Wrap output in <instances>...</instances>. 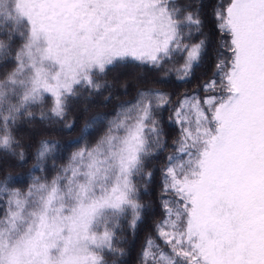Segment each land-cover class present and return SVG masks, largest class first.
<instances>
[{
  "label": "snow or ice",
  "instance_id": "1",
  "mask_svg": "<svg viewBox=\"0 0 264 264\" xmlns=\"http://www.w3.org/2000/svg\"><path fill=\"white\" fill-rule=\"evenodd\" d=\"M212 15L214 71L197 91L174 104L140 90L93 117L62 163L65 146L43 139L27 173L0 168V264H119L122 224L142 220L147 165L164 153L156 231L169 251L149 237L140 264H264V0H219ZM203 24L191 0H0V159L26 166L19 124L64 121L72 99L112 87L100 80L118 64L187 82Z\"/></svg>",
  "mask_w": 264,
  "mask_h": 264
},
{
  "label": "trees",
  "instance_id": "2",
  "mask_svg": "<svg viewBox=\"0 0 264 264\" xmlns=\"http://www.w3.org/2000/svg\"><path fill=\"white\" fill-rule=\"evenodd\" d=\"M218 2L219 0H191L193 7L200 10L201 18L204 21L203 34L194 36L193 40L206 38L207 46L202 61L199 66L194 67L193 74L187 82L177 81L175 75H172L167 78L169 83H157L156 74L147 66L118 64L110 68L100 80L101 83L107 82L112 87L102 89L100 93L96 94L82 93L78 98L72 99L64 121H41L37 118L31 123L21 122L16 128L15 134L25 145L28 163L24 167H18L16 159L5 157L0 159V168L10 171L13 176L27 173L32 163H34L32 153L39 141L43 139L55 140L60 145L65 146L66 150L63 151L62 157L57 159V163H62L63 159H66L70 152L78 147V145H74L67 148L69 141L81 136L85 126L93 117L111 118L120 105L135 102L137 92L140 90L156 88L169 92L172 94L174 104L182 93L192 94L197 91L202 82L209 79L214 71L219 36L214 27L212 13ZM200 95L203 96V92ZM50 104L51 100H46L44 110H47ZM33 111L37 113L38 117L40 109L36 108ZM162 115L164 133L170 144L178 136L179 131L177 126L168 120L171 115L169 110L163 111ZM65 124H73L74 126L69 131L65 129ZM101 128L102 126H98L94 132L87 134L88 142H94ZM166 155L167 153L158 156L157 159L152 160L147 165L148 170L153 171V179L147 185L146 191L141 186L140 199L148 207L134 231H130L126 223L122 224L123 233L121 236L126 243L120 245L124 249L125 255L119 258V264H140V254L149 237L153 238L161 247H164L165 251H169L163 241L158 238L156 231V224L164 219V210L161 207L159 197L161 192L160 168L163 167ZM49 164H51V161H49ZM39 174L37 173V175ZM49 175H51V172H49Z\"/></svg>",
  "mask_w": 264,
  "mask_h": 264
}]
</instances>
